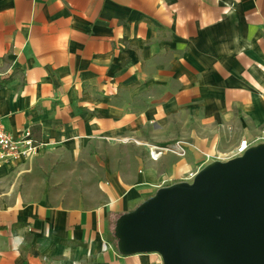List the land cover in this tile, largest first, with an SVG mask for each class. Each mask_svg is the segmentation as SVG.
<instances>
[{
  "label": "crops",
  "instance_id": "1",
  "mask_svg": "<svg viewBox=\"0 0 264 264\" xmlns=\"http://www.w3.org/2000/svg\"><path fill=\"white\" fill-rule=\"evenodd\" d=\"M4 77L3 125L40 146L0 164V264H163L110 223L264 143V0H0Z\"/></svg>",
  "mask_w": 264,
  "mask_h": 264
},
{
  "label": "water",
  "instance_id": "2",
  "mask_svg": "<svg viewBox=\"0 0 264 264\" xmlns=\"http://www.w3.org/2000/svg\"><path fill=\"white\" fill-rule=\"evenodd\" d=\"M124 255L163 264H264V143L157 189L115 224Z\"/></svg>",
  "mask_w": 264,
  "mask_h": 264
},
{
  "label": "built area",
  "instance_id": "3",
  "mask_svg": "<svg viewBox=\"0 0 264 264\" xmlns=\"http://www.w3.org/2000/svg\"><path fill=\"white\" fill-rule=\"evenodd\" d=\"M259 139L260 137H258L256 140ZM39 146V143H37V141L33 139L32 132L30 129L24 131L21 134V137H19L18 139L15 138L6 128V126L3 125L2 115H0V164L9 161L16 162L22 158L32 157L34 156V153L37 151ZM249 146V141L244 139L241 141L238 147L233 149V151L227 153L226 156H222V154L220 153L218 155L206 154V158L207 161H211L212 158L227 161L228 159L241 156ZM148 147L152 160L159 159L168 149L165 146L153 144ZM176 148L177 151H179L180 155L185 154L186 151L182 145H178V147L176 146ZM195 175L196 174H193V176L190 178L193 180Z\"/></svg>",
  "mask_w": 264,
  "mask_h": 264
},
{
  "label": "rangeland",
  "instance_id": "4",
  "mask_svg": "<svg viewBox=\"0 0 264 264\" xmlns=\"http://www.w3.org/2000/svg\"><path fill=\"white\" fill-rule=\"evenodd\" d=\"M238 142V141H237ZM250 143V142H249ZM240 145V142H238L237 143V145H236V147H238ZM253 145V144H252ZM251 144H250V146H252ZM165 147H167L168 149V151H174V150H177V149H175L176 148V145H167V146H165ZM178 147V146H177ZM167 152V151H166ZM180 154V153H179ZM219 154V153H218ZM218 154H216V155H218ZM222 156H226V153L225 152H223V154H222ZM224 158H226V157H224ZM215 158H212V160H214ZM212 160L211 161H209L208 163H210V162H212ZM200 169H197V170H184V171H182V172H175L174 174H170V173H168V175H167V177H165L166 179L169 177V178H171L173 181L172 182H179V181H182L183 179H187V181H192V179L190 178V177H192L193 176V174H197V172L199 171ZM171 176V177H170ZM176 178V179H175ZM2 192H3V190L2 189H0V194H2ZM1 205V204H0Z\"/></svg>",
  "mask_w": 264,
  "mask_h": 264
},
{
  "label": "trees",
  "instance_id": "5",
  "mask_svg": "<svg viewBox=\"0 0 264 264\" xmlns=\"http://www.w3.org/2000/svg\"><path fill=\"white\" fill-rule=\"evenodd\" d=\"M8 81V78H3L1 81H0V87H3V85H7V82ZM119 217V216H118ZM118 217L114 220V221H112L111 223H110V227H111V229H110V232H109V234H108V239H107V241L108 242H110V243H113L114 244V246L115 247H117V238H116V236H115V224H116V221H117V219H118Z\"/></svg>",
  "mask_w": 264,
  "mask_h": 264
}]
</instances>
